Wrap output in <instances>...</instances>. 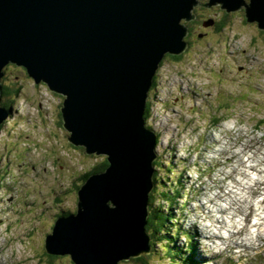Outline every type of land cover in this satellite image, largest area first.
I'll list each match as a JSON object with an SVG mask.
<instances>
[{
    "label": "rangeland",
    "instance_id": "1",
    "mask_svg": "<svg viewBox=\"0 0 264 264\" xmlns=\"http://www.w3.org/2000/svg\"><path fill=\"white\" fill-rule=\"evenodd\" d=\"M202 11L201 26L188 21L192 47L163 61L148 101L163 165L155 172L167 178L159 191L183 185L173 210L165 204L178 218L169 244L188 248L190 231L199 264H264V30L244 9ZM211 19L224 24L216 30ZM5 77L21 91L8 98L17 112L0 128V264H75L51 258L45 239L58 217L76 212L81 175L106 156L69 142L63 95L22 66L9 65ZM164 246L119 264H174Z\"/></svg>",
    "mask_w": 264,
    "mask_h": 264
},
{
    "label": "water",
    "instance_id": "2",
    "mask_svg": "<svg viewBox=\"0 0 264 264\" xmlns=\"http://www.w3.org/2000/svg\"><path fill=\"white\" fill-rule=\"evenodd\" d=\"M202 0H0V126L6 68H26L37 84L64 96L63 126L74 146L109 165L78 189L74 213L58 217L49 255L75 264H119L150 253L147 231L159 134L146 108L167 54L188 47L186 22ZM244 9L264 30V0H208Z\"/></svg>",
    "mask_w": 264,
    "mask_h": 264
},
{
    "label": "trees",
    "instance_id": "3",
    "mask_svg": "<svg viewBox=\"0 0 264 264\" xmlns=\"http://www.w3.org/2000/svg\"><path fill=\"white\" fill-rule=\"evenodd\" d=\"M182 55H178V56H174V57L180 58ZM8 66H7V68H8ZM24 69L26 70V68H24ZM5 78L6 77L4 76V78L2 80L3 84H4V90H3V94H2V105L7 107L8 109H10L12 111V113H11V116H12L13 113L17 112V109L15 108V106L13 104L14 100L13 99L11 100L8 98L12 94H15L16 96H18L21 90H20V87H16L15 89H13V88L5 85V83H4ZM155 81H156V78L154 80V83H155ZM150 114H151V104L149 102L147 104V108H146V118L147 119H149ZM3 126H4V124H2L0 126V128H2ZM159 139L160 138H158V141H159ZM84 151H85V148H84ZM108 165H109V162L107 161V158L105 157V160L97 163L94 169H92V170L84 173L83 175H81V177H80L81 182L82 183L85 182L92 173L99 172V171L106 169ZM154 166H155V169H159L160 166L163 167L161 162L158 164V160H155ZM167 171L169 172V175H170V171L174 172L170 168ZM166 179H167L166 177H162V179H161L160 176H158V171L155 172L154 177H153L155 185H154V188L152 189V191L150 193L149 218H148V224H147V231L150 234V236L152 237V240H151L152 248L154 246H156L157 243H159L160 245L161 244L167 245L168 249L164 246L165 247L164 248L165 253L167 255H169V257H170L169 259L174 264H187V263L188 264H199V262H200L199 259L195 258V256H194V255H196L195 238H194V235L190 231L185 232L186 236L189 239L188 243H190L188 248H186L187 243H186V246H184V244H179L181 247L175 244L173 246V248L169 244L170 242H173V239L169 238L168 234H170L171 231L168 230L167 227L169 226L170 222H174V221H175V225H176L178 218L171 215V213L168 212L169 209L166 208L165 204L167 206H169V208L171 207V210H173V205L175 203H178L177 199L179 197H181L179 195L182 193L183 185L181 183L182 179L179 178L175 181L176 184H179L175 190H174L175 186H171L168 189L166 188V189L159 191V185L160 184L166 185V182H165ZM82 183L79 185L78 188H80ZM172 184L174 185V181L173 182L171 181V185ZM159 196H161V198ZM69 213L70 212H65L64 214H69ZM176 228L178 231L179 227H176ZM155 238L157 239V241H155L156 240ZM191 242H192V244H191ZM191 251H192V253H191ZM54 256H56V255H50L51 258ZM140 257H142V256H138L137 258L133 257V259H138ZM191 259H192V261H191ZM203 263L205 264V263H207V261L204 260Z\"/></svg>",
    "mask_w": 264,
    "mask_h": 264
},
{
    "label": "flooded vegetation",
    "instance_id": "4",
    "mask_svg": "<svg viewBox=\"0 0 264 264\" xmlns=\"http://www.w3.org/2000/svg\"><path fill=\"white\" fill-rule=\"evenodd\" d=\"M208 0H202V2H200L196 7H195V9H194V13L196 14V17H195V23H196V27L198 26H201V22H199L200 21V15H202L203 14V11L202 10H204V9H206L208 12H210L211 11V9H214V8H217V7H219L220 9H222V7L220 6V5H214V6H207V5H205L204 3H206ZM223 11H226L225 9H223ZM227 12V11H226ZM229 13V12H228ZM208 17V16H207ZM213 24L215 27H216V30H218L221 26H223V24H224V20H222V21H218V20H213V19H211L210 20V24ZM186 25H187V27H188V34H187V36H186V40H187V42H188V47H192V44H193V42H192V40L190 39V36H193V35H195V30H194V25L192 24V23H190V22H186ZM187 47V48H188ZM187 50V49H186ZM183 54V53H182ZM181 54V55H182ZM174 56H178V55H172V54H167L166 55V57H165V59L164 60H166L167 58H169V57H174ZM163 60V61H164ZM163 63V62H162ZM6 72H7V69H6ZM154 86V85H153ZM62 106V105H61ZM59 116H61V120H62V115H61V113H59Z\"/></svg>",
    "mask_w": 264,
    "mask_h": 264
},
{
    "label": "bare ground",
    "instance_id": "5",
    "mask_svg": "<svg viewBox=\"0 0 264 264\" xmlns=\"http://www.w3.org/2000/svg\"><path fill=\"white\" fill-rule=\"evenodd\" d=\"M201 189V188H200ZM201 191V190H200ZM163 194V193H162ZM216 195V194H215ZM220 198V197H219ZM240 201V200H239ZM188 203V202H187ZM236 203L238 204V202L236 201ZM186 204V203H185ZM211 204V203H210ZM209 204V205H210ZM239 205V204H238ZM225 206V205H224ZM261 206V205H260ZM198 207V206H197ZM210 207V206H209ZM221 208H223V207H221ZM239 208H241V206L239 205ZM210 209V208H209ZM224 209V208H223ZM228 209V208H227ZM221 210V209H220ZM244 210H246V208L244 209ZM224 211V210H223ZM217 212V211H216ZM214 214V213H213ZM220 214V213H219ZM257 214V213H256ZM256 214H255V216H256ZM210 217V216H209ZM247 217V216H246ZM259 217V216H258ZM219 219V218H218ZM228 219V218H227ZM226 219V220H227ZM263 220V219H262ZM243 222H245V221H243ZM259 222V221H258ZM220 223V222H219ZM256 223V222H255ZM216 225V224H215ZM223 225V224H222ZM244 225V224H243ZM253 225V224H252ZM251 225V226H252ZM255 225V224H254ZM210 227H211V225H210ZM253 227V226H252ZM254 227H256V225L254 226ZM261 227V226H260ZM224 228V227H223ZM231 229V228H230ZM239 229H240V227H239ZM229 230V229H228ZM254 231H255V229H253ZM253 230H251V231H253ZM239 231H241V230H239ZM239 231H237V233H239ZM257 231H259V229L257 230ZM199 232V231H198ZM225 233V235H226V232H224ZM242 233H243V231H242ZM186 234V233H185ZM236 235V233H235V231H232V230H229V236H231V235ZM255 234H256V232H255ZM169 235V234H168ZM194 235V234H193ZM172 237V236H171ZM170 238V237H169ZM173 238V237H172ZM263 238V237H262ZM206 239V238H205ZM264 239V238H263ZM188 241H189V239H188ZM249 242H251V241H249ZM192 243V242H191ZM246 243V242H245ZM242 244V243H241ZM249 244V243H248ZM248 252V251H247ZM191 261H192V259H191ZM230 261V260H229ZM186 263V262H185ZM229 263V262H228ZM188 264V263H187ZM232 264V263H231Z\"/></svg>",
    "mask_w": 264,
    "mask_h": 264
}]
</instances>
